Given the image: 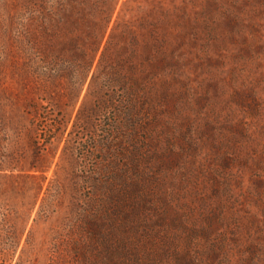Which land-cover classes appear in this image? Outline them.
<instances>
[{"label":"rangeland","instance_id":"374dc122","mask_svg":"<svg viewBox=\"0 0 264 264\" xmlns=\"http://www.w3.org/2000/svg\"><path fill=\"white\" fill-rule=\"evenodd\" d=\"M92 245L264 264V0H0V264Z\"/></svg>","mask_w":264,"mask_h":264},{"label":"trees","instance_id":"16d2710c","mask_svg":"<svg viewBox=\"0 0 264 264\" xmlns=\"http://www.w3.org/2000/svg\"><path fill=\"white\" fill-rule=\"evenodd\" d=\"M105 23L108 22V17L106 19L105 17ZM95 36V35H94ZM97 39V37H93V40ZM80 53L77 55L79 56V58L81 59L82 63H83V66L89 68L93 59H94V56H95V52H96V49L92 50L93 52V57L91 55H86L85 51H82V50H78ZM101 247L99 248V246L96 245V248H94L95 246L92 245V247L95 249V254L98 255V256H101V253L102 251H107L108 252V255H109V258H110V263L111 264H126L125 263V259H128L126 256L128 254H131L129 251H128V246L127 245H100ZM109 263V264H110Z\"/></svg>","mask_w":264,"mask_h":264}]
</instances>
